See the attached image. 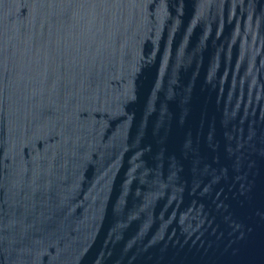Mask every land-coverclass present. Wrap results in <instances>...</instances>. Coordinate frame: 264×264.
<instances>
[{
    "label": "water",
    "instance_id": "water-1",
    "mask_svg": "<svg viewBox=\"0 0 264 264\" xmlns=\"http://www.w3.org/2000/svg\"><path fill=\"white\" fill-rule=\"evenodd\" d=\"M0 264H264V0H0Z\"/></svg>",
    "mask_w": 264,
    "mask_h": 264
}]
</instances>
